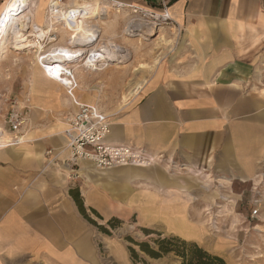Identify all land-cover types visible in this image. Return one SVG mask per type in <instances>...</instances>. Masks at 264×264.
<instances>
[{"label":"crops","instance_id":"obj_1","mask_svg":"<svg viewBox=\"0 0 264 264\" xmlns=\"http://www.w3.org/2000/svg\"><path fill=\"white\" fill-rule=\"evenodd\" d=\"M155 1L178 34L137 95L108 114L107 138L142 149L153 164L97 171L80 162L72 170L66 152L49 162L67 145L68 118L78 109L74 100L93 104L101 93L93 79L109 83L112 69L76 71L69 95L33 61L20 85L5 92L23 97L26 109L13 132L5 120L8 105H0V264H101L97 231L70 190L99 212L134 205L141 219L165 217V228L186 239L192 236L168 224L176 220L194 229L187 196L209 186L205 180L222 186L220 181H251L264 171V0ZM16 2L20 15L29 10L28 0H0V19ZM44 3L35 7V20L43 22ZM47 31L42 43L50 38ZM54 42L47 55L71 50L60 39ZM148 200L154 212L143 211Z\"/></svg>","mask_w":264,"mask_h":264},{"label":"rangeland","instance_id":"obj_2","mask_svg":"<svg viewBox=\"0 0 264 264\" xmlns=\"http://www.w3.org/2000/svg\"><path fill=\"white\" fill-rule=\"evenodd\" d=\"M28 1L29 10L23 13L24 15H20L19 9H10L3 15L9 19L8 27L0 30V105H8L7 114L13 105L22 102L23 97L7 96L5 92L20 85L22 71L33 61L40 64L38 55H47L51 45H55V39H60V43L66 44L71 50L85 52L81 58L65 63L74 75V81L76 71L87 73L88 68L96 70L100 69L101 65L105 69L113 70L109 83H106V78L100 76L93 79V84L98 86L101 92L93 104L108 115L120 110L127 101L137 95L144 83L168 58L178 34L177 26L170 18L169 12L155 0H55L58 1L57 10L50 15L49 6L44 0L43 22L33 18L35 7L40 0ZM76 8L82 9V14L76 15L75 21L80 30L72 32L69 17ZM166 14L169 18H164ZM25 16L29 17L30 21ZM154 17L158 19L155 20ZM25 21L29 22L28 25L32 22L47 29L51 34L56 33L50 34V38L47 36L44 43V38H41V53H36L35 48L15 50L10 47L13 29ZM130 22H145L148 25L129 35L126 27ZM25 30L29 32L31 27ZM73 33H79L80 37L87 40L93 36L92 41L84 46L76 45L70 38ZM94 54L96 57L93 58ZM104 57H108V60ZM75 84L77 86L76 81ZM258 176L251 181H235L232 184L220 181L222 186L205 180V183H210L209 186L196 188L194 195L187 196L193 203L189 215L194 224L195 236L186 239L165 228V217H162L161 222L141 219L142 211L138 210V206L133 205L130 209L115 208L108 212H99L84 206L86 214L109 231V235L103 234L92 225L97 231L101 264H180L172 253L152 259L140 252L126 237L136 242H148L151 246L154 245L155 239L174 237L196 243L209 253L223 258L227 264H264V171ZM152 201L148 200L144 212H154L151 209L154 207ZM111 218L118 220L113 222L114 228L106 224ZM145 231L151 233L146 234ZM128 246L137 251L136 260L130 257Z\"/></svg>","mask_w":264,"mask_h":264},{"label":"built area","instance_id":"obj_3","mask_svg":"<svg viewBox=\"0 0 264 264\" xmlns=\"http://www.w3.org/2000/svg\"><path fill=\"white\" fill-rule=\"evenodd\" d=\"M44 71L52 77L50 72L53 73V70L44 69ZM65 74L70 79L69 85H66L67 91L69 95H72L71 92L76 87L74 77L70 70ZM74 103L78 109L68 118V129L65 131L67 145L55 154L50 163L64 152L68 155L66 164L72 170L80 162H87L98 171L117 167H144L154 163V158L142 149L128 145H114L107 141L111 127L110 117L97 105L82 104L77 100H74ZM25 109L26 106L22 102L11 107L5 119L11 131L19 130L24 122L23 110ZM46 154L51 155L52 151L48 150Z\"/></svg>","mask_w":264,"mask_h":264},{"label":"bare ground","instance_id":"obj_4","mask_svg":"<svg viewBox=\"0 0 264 264\" xmlns=\"http://www.w3.org/2000/svg\"><path fill=\"white\" fill-rule=\"evenodd\" d=\"M58 1L57 2H55V0L50 1L49 8H48L49 15L53 14V12H56V10H57V7H56L57 4L56 3H58ZM18 5L19 4L17 2L14 3L13 6L11 7V10L19 9L20 7L18 8ZM74 10L75 11L70 13V14H72V16L69 17L71 22L68 21L73 28V32L80 30V28L76 26L75 21H76V15L82 14L80 12L82 10L81 8H76ZM133 12H135V11H133ZM164 18H169V15L166 14L164 16ZM153 19L156 20L158 18L154 17ZM8 21H9L8 18H5V17L1 18V20H0V30L1 31H3L4 28L8 27ZM28 24H29V22L25 21L21 24H18L17 27H15L13 29V32H12V36H13L12 39L13 40L11 42L12 46H10V47H12L15 50H22V49H28V48H30V49L35 48L36 50L40 49L39 40H41V38H44V34L47 35L48 31H47V29H42L41 27H39L35 24H31V25H28ZM146 25H148V24H146L145 22H130L128 24V26L126 27L127 34L130 35L131 33H134L135 31H139L141 29H144L146 27ZM29 26L31 27V31L26 32L25 29H28ZM24 31H25V33H23ZM92 37H91V39H92ZM32 38H35L36 40H32ZM71 38L75 41L76 45H83L85 43H89L92 41L91 39L80 40V37H78L77 33L74 34ZM40 44H42V43H40ZM35 52L37 53L38 51H35ZM101 52H103V51L101 50ZM83 53H85V52L82 50H57L55 53H52L51 55L50 54L44 55V56L38 55L39 58L37 60H39L40 65L42 67V70H44V69L49 70V71L53 70V73L50 72L51 76L53 78H55L56 80H59L64 85H69L70 79L68 77H66V74H65L66 72H68L69 69L66 67L65 63L69 59L77 60L78 58H81V55H83ZM95 55L96 54L92 55L93 58ZM97 56H100V55H97ZM104 58H106L108 60V57H104ZM111 59H113V58H111ZM96 61H98V60H96ZM139 68H140V66H139ZM63 70H64V72H63ZM71 74H72V72H71ZM168 225H169V228H172L173 230H176L177 232H180L181 234H184L185 236H192V237L195 236L194 229L192 227L189 229L187 226H185L184 222L174 220V221L170 222Z\"/></svg>","mask_w":264,"mask_h":264},{"label":"trees","instance_id":"obj_5","mask_svg":"<svg viewBox=\"0 0 264 264\" xmlns=\"http://www.w3.org/2000/svg\"><path fill=\"white\" fill-rule=\"evenodd\" d=\"M70 195L78 206L80 213L82 214L84 219H86L91 225L96 227L99 232L109 235V231L104 225H98L86 214L79 193L77 191L70 190ZM91 211L96 214L93 209H91ZM113 222H118V220L111 218L106 222V224L111 228H114L115 225ZM145 232L146 234L151 233L148 231ZM126 240H128L130 243H133L138 247L140 252L144 253L152 259H157L165 254L172 253L179 260L180 264H227L223 258L209 253L208 251L199 247L196 243L187 242L174 237L155 239L153 241V246H151L148 242H136L130 237H126ZM128 251L130 257L133 260H136L138 254L135 248H133L132 246H128Z\"/></svg>","mask_w":264,"mask_h":264}]
</instances>
